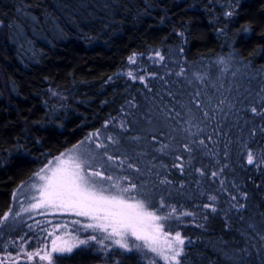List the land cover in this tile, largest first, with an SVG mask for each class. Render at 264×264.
I'll use <instances>...</instances> for the list:
<instances>
[{"label":"trees","instance_id":"trees-1","mask_svg":"<svg viewBox=\"0 0 264 264\" xmlns=\"http://www.w3.org/2000/svg\"><path fill=\"white\" fill-rule=\"evenodd\" d=\"M90 133L151 181L180 264H264V0H0V252L59 234L15 193ZM75 229L96 240L52 264H148Z\"/></svg>","mask_w":264,"mask_h":264},{"label":"snow or ice","instance_id":"snow-or-ice-1","mask_svg":"<svg viewBox=\"0 0 264 264\" xmlns=\"http://www.w3.org/2000/svg\"><path fill=\"white\" fill-rule=\"evenodd\" d=\"M129 59L134 60L133 57ZM252 111L255 112L256 109L253 108ZM108 139L111 140L112 137ZM71 151H75V148ZM86 155L69 156L67 161L57 158L59 163L56 168L50 169L51 175L42 177L46 183L42 185L41 199L31 207L49 206L57 211L74 212L92 221L84 225L85 229L106 233L105 238L114 239V243L124 249H129L127 238L133 237L142 242V244L135 245L136 248L143 247L156 253L165 261L180 264L178 257L183 252L185 238L179 232L172 236L170 232L165 231L164 222L170 219L171 213L167 216H160L155 212L147 211L143 200H137L131 196L124 199L123 194L136 189V184L121 188L119 179H114L111 175L105 176L99 168L93 170L94 165L91 158H83ZM108 159L111 160L112 157ZM248 162H253L251 153H249ZM65 164L71 166L64 167ZM36 175L39 176L40 173ZM123 180L127 182L128 178L123 177ZM112 191H116L118 195H113ZM28 210L24 209V211ZM172 212H175V209H172ZM16 215L19 213L17 212ZM3 219H7V214ZM89 240L95 241L96 236L91 235L88 240H80L78 243L87 244ZM98 243L102 244L103 240ZM73 247L75 245L57 246L53 241L51 252L46 251L44 255L40 252H29L27 257L31 260L38 256L41 260H47L48 264H52L53 253L71 252Z\"/></svg>","mask_w":264,"mask_h":264},{"label":"rangeland","instance_id":"rangeland-1","mask_svg":"<svg viewBox=\"0 0 264 264\" xmlns=\"http://www.w3.org/2000/svg\"><path fill=\"white\" fill-rule=\"evenodd\" d=\"M113 141L114 139L113 140L107 139V141L106 140L103 141L102 135H97V133H90L86 138L74 144L73 146L67 148L61 154H59L54 159L50 160L47 164L42 166L38 171L40 175L39 176L35 175V177L29 182V184H23L19 187L20 189L17 190L15 193V202L17 201L18 207H21L22 211H24V209H29L28 211H24L26 212V214L28 215L49 214V215H58V216L60 215H70V216L67 217L60 216V218L54 220L55 223L53 225L52 236L57 231H59V234L56 235L51 240L49 245L40 247L33 251L20 250L18 252H0V263L16 264L21 260L40 261L41 259L38 256L29 260L27 257V253L40 252L41 255H44L46 251L51 252L53 241H55L57 246L75 245V247L72 248L73 251L75 248L84 245V244H79L78 241L87 240L81 235V233L79 234V232H77V230L75 229V225L79 226L80 224L81 226L84 227L85 224L92 222L88 218L78 216L74 212L57 211L53 207H49V206H43L37 208L31 207L32 204L36 203L39 199H41L42 185L46 183V181L43 180L42 177L51 175L50 169L56 168L57 164L59 163L57 158H60L61 161H67L69 156L77 157L80 156L81 154H87L83 158L85 159L91 158V162L94 165L93 170L99 168L100 171L104 172L105 176L111 175L114 179H119L121 188L128 187L129 184H136L137 186L136 189L132 190L129 193L123 194L124 199H128V197L131 196V197H135L137 200H143L145 201L147 211L155 212L157 215H160L159 213H161L160 211L162 209L161 205H163V199L158 193L157 194L155 193L154 188H149L151 181L146 176L134 172L133 164L128 162V160L123 154L117 152V149ZM74 148L75 151L70 152V150ZM108 157H112V159L109 160ZM129 165H132V167H129ZM63 166L70 167L71 165L65 164ZM123 177H127L128 181L125 182L123 180ZM112 194L118 195L116 191H112ZM164 223H165V231L170 232L171 235L174 236L176 231L171 230V228L168 225L169 222L168 223L164 222ZM87 230L93 232V234L98 233V230L97 231L94 229H87ZM106 236H107L106 233L101 234V237L103 239H107L105 238ZM108 240L111 244L115 246H119L114 243V239H108ZM127 242L129 244V249H138L135 247V245L142 244L141 241L135 240V238L133 237H128ZM140 249L148 253L149 256L147 259L148 264H175L174 261H165L162 259V257L158 256L156 253L151 252L143 247H141ZM110 251L111 248L103 247V252L105 254ZM65 253H70V252H65ZM65 253H58V254H65ZM54 254L56 253H53L52 255ZM179 258L180 257H178V259ZM42 261L48 262L47 260H42Z\"/></svg>","mask_w":264,"mask_h":264}]
</instances>
